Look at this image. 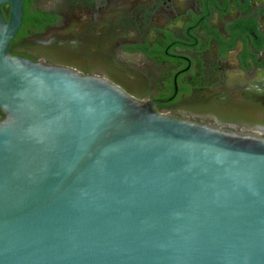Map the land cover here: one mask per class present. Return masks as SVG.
<instances>
[{"label": "water", "instance_id": "obj_1", "mask_svg": "<svg viewBox=\"0 0 264 264\" xmlns=\"http://www.w3.org/2000/svg\"><path fill=\"white\" fill-rule=\"evenodd\" d=\"M24 1L0 0V264H264V137L10 54Z\"/></svg>", "mask_w": 264, "mask_h": 264}, {"label": "flooded vegetation", "instance_id": "obj_2", "mask_svg": "<svg viewBox=\"0 0 264 264\" xmlns=\"http://www.w3.org/2000/svg\"><path fill=\"white\" fill-rule=\"evenodd\" d=\"M22 13L10 54L264 137V0H25Z\"/></svg>", "mask_w": 264, "mask_h": 264}, {"label": "trees", "instance_id": "obj_3", "mask_svg": "<svg viewBox=\"0 0 264 264\" xmlns=\"http://www.w3.org/2000/svg\"><path fill=\"white\" fill-rule=\"evenodd\" d=\"M2 13H3L4 17L7 18L8 11L6 9L2 8ZM3 118H4V116L0 112V120H2Z\"/></svg>", "mask_w": 264, "mask_h": 264}]
</instances>
